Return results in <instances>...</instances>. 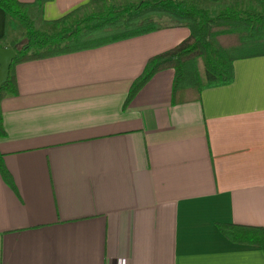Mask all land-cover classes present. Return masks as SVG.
<instances>
[{
  "label": "crops",
  "instance_id": "obj_1",
  "mask_svg": "<svg viewBox=\"0 0 264 264\" xmlns=\"http://www.w3.org/2000/svg\"><path fill=\"white\" fill-rule=\"evenodd\" d=\"M20 1L40 30L95 3ZM17 22L0 7V47ZM189 34L167 24L16 66L19 92L1 101L14 186L0 172V264H264L218 226L264 227V55L199 100L174 103L165 69L127 101L149 58Z\"/></svg>",
  "mask_w": 264,
  "mask_h": 264
},
{
  "label": "trees",
  "instance_id": "obj_2",
  "mask_svg": "<svg viewBox=\"0 0 264 264\" xmlns=\"http://www.w3.org/2000/svg\"><path fill=\"white\" fill-rule=\"evenodd\" d=\"M100 9L81 12L80 8L51 21L58 29L40 30L28 14L33 3L0 0L8 16L21 22L24 40L11 48L17 57L11 64L7 81L0 90V136L6 134L1 101L19 92L16 66L19 63L97 48L124 39L145 35L167 24L186 26L190 34L177 46L153 55L134 80L127 101L132 100L159 71L173 69L174 103L201 99L205 89L230 84L235 79L237 59L264 55V13L229 5L213 14L189 0H139L107 3ZM0 172L12 186L11 175L0 152ZM219 229L231 241L259 246L264 251V227L220 223Z\"/></svg>",
  "mask_w": 264,
  "mask_h": 264
},
{
  "label": "rangeland",
  "instance_id": "obj_3",
  "mask_svg": "<svg viewBox=\"0 0 264 264\" xmlns=\"http://www.w3.org/2000/svg\"><path fill=\"white\" fill-rule=\"evenodd\" d=\"M137 2L139 0H107V3H122L127 4L129 2ZM190 3H194L198 7H204L209 9L213 14H217L223 8L233 5L236 7H241L243 9L251 10L256 13H264V0H189ZM103 6V2H95L88 7L81 10V12L90 11L91 9H100ZM20 26V30L17 31V40H24L26 30L21 22H17ZM36 26V25H35ZM22 27V28H21ZM37 28V27H36ZM58 26L53 25L50 30H57ZM45 30V29H43ZM13 41L10 45H13Z\"/></svg>",
  "mask_w": 264,
  "mask_h": 264
},
{
  "label": "water",
  "instance_id": "obj_4",
  "mask_svg": "<svg viewBox=\"0 0 264 264\" xmlns=\"http://www.w3.org/2000/svg\"><path fill=\"white\" fill-rule=\"evenodd\" d=\"M16 57L17 52L14 48L0 47V90L8 79L11 64Z\"/></svg>",
  "mask_w": 264,
  "mask_h": 264
}]
</instances>
